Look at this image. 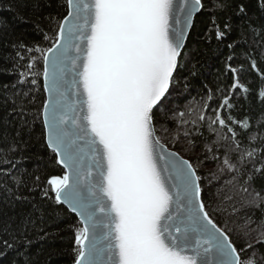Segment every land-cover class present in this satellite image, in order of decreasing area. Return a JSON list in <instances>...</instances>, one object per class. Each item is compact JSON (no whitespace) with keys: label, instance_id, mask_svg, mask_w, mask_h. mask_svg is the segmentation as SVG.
Listing matches in <instances>:
<instances>
[{"label":"snow or ice","instance_id":"snow-or-ice-1","mask_svg":"<svg viewBox=\"0 0 264 264\" xmlns=\"http://www.w3.org/2000/svg\"><path fill=\"white\" fill-rule=\"evenodd\" d=\"M66 3L53 46L39 51L47 93L41 105L45 143L67 171L49 178L46 188L35 175L30 187L25 177L34 174L19 167L26 142L17 130L2 139L0 153L8 167L0 169V189L27 202L23 190L42 187L45 198L79 218L74 264H264V132L249 135L253 143L242 146L241 134L251 131L248 121L239 122L242 133H237L217 115L207 123L209 132L218 124L231 137L209 140L201 131L203 115L188 120L170 106L187 79L182 73L197 74L201 43L224 44L235 31L229 49L251 37L264 57V23L253 22L244 0ZM256 3L264 13V0ZM229 9L231 15H221ZM198 14L209 17L199 38L193 36ZM233 15L243 19L236 24ZM246 55L255 69V58ZM37 63L33 57L27 68ZM18 64L0 71L12 74ZM229 71L231 89L247 98L251 89L239 83L240 70L229 65ZM19 75L18 83H24V73ZM261 81L264 103V75ZM27 97V92L6 96L4 103L13 106L8 115L23 116L26 103H32ZM221 107H233L229 97ZM170 122L174 139L184 138L183 150L195 162L161 143L158 133L173 131ZM258 123L264 128V120ZM16 153L19 158H9ZM29 224L35 221L25 218L15 228L11 223L0 228V260L11 253L9 264H31Z\"/></svg>","mask_w":264,"mask_h":264},{"label":"trees","instance_id":"trees-1","mask_svg":"<svg viewBox=\"0 0 264 264\" xmlns=\"http://www.w3.org/2000/svg\"><path fill=\"white\" fill-rule=\"evenodd\" d=\"M244 2L248 7L249 15L253 17V22L264 23V13L259 11L256 0H244ZM66 14V0H0V69H13L15 62L19 61L12 74L0 71V147H4L2 143L4 134H9L11 139L15 132L20 130L19 139L26 143L23 146L25 159L19 167L34 174L31 178L25 177L29 180L30 187L35 175L40 176L41 185L46 188V181L49 178L64 174V170L55 162V155L45 143L41 116V105L45 100L42 85L43 61L39 50H46L53 46L59 22ZM231 14L232 9H229L227 13L221 15L226 18ZM232 18L236 24L243 19L234 15ZM195 23L193 36L199 38L197 34L203 36L209 26V17L198 14ZM235 37L234 31L224 44H219L213 39L211 42L199 45L201 55L197 74L189 76L186 71L182 73L187 79L182 80L181 88L173 93L170 106L178 112L185 113V118L188 120H197L203 115L205 121L201 122L204 124L201 131L209 140L217 139V135L231 137V132L218 124L213 125L216 132L210 133L207 127L209 119L214 120L217 115H220L237 133H242L239 122L247 120L251 125V131L241 134L243 146L253 143L249 141V135L259 137L264 132V128L258 123L264 120V103H261L259 98L261 76L264 75V57H261V49L252 42L251 37L248 44L237 47L235 51L229 49L227 44L231 43ZM249 45H251L250 49ZM246 52H250V55L255 58L257 62L255 69L251 67V59ZM229 56L233 59L229 60ZM33 57L37 58L38 63L29 70L27 65ZM229 65L240 70L239 83L251 89V94L247 98L241 91L231 89L234 76L229 71ZM37 70L41 75L34 77L33 74ZM21 72L26 77L24 83H18ZM33 78L37 80L35 85L31 83ZM185 83L186 89L183 87ZM5 84L8 85L7 89L4 87ZM14 84L15 88L12 87ZM24 92L28 93L26 99L32 103H26L23 116L17 113L9 116L8 112L13 106L11 103L5 104L4 98ZM225 97L230 98L232 108L221 107ZM229 116L232 117L231 121L228 120ZM168 127L173 131L158 133L161 142L184 158H191L195 162L194 155L190 157L183 150L186 147L184 138L181 136L179 140L174 139L175 125L170 122ZM224 143L227 144L228 141ZM196 152H202V147L197 148ZM19 155L20 153H16L15 157L9 158H19ZM3 156L4 154L0 153V169L8 167L3 163ZM209 167L214 165L209 164ZM42 187H35L32 191L24 189L23 195L29 197L27 202L15 201L12 197H8L3 189H0V228H3L5 223H11L15 228L25 218L35 221L34 225L29 224L28 227V239L32 241V244L28 246L31 264H73L76 255L74 237L76 229L80 226L79 221L65 206L57 205L52 199L45 198ZM49 196L54 197V193H49ZM256 215L259 216V212ZM24 247L23 244L20 245L21 250ZM11 259L13 256L10 253L7 259L0 260V264H9Z\"/></svg>","mask_w":264,"mask_h":264},{"label":"water","instance_id":"water-1","mask_svg":"<svg viewBox=\"0 0 264 264\" xmlns=\"http://www.w3.org/2000/svg\"><path fill=\"white\" fill-rule=\"evenodd\" d=\"M42 85H43V76H42ZM43 90H44V88H43ZM44 94H45V99L47 98V93L44 91ZM41 116H42V114H41ZM44 133H45V130H44ZM162 143V142H161ZM166 146V145H165ZM167 147V146H166ZM168 148V147H167ZM168 150L169 151H171V152H175V153H177V154H179L178 152H176V151H174V150H171L170 148H168ZM180 155V154H179ZM60 166V165H59ZM63 170H64V174H65V172L67 171L66 169H64L62 166H60ZM63 174V175H64ZM62 175V176H63ZM63 206H65L66 208H67V206L66 205H63ZM68 209V208H67ZM68 211L69 212H71L69 209H68ZM72 213V212H71ZM75 217H76V215L74 214V213H72ZM77 219H78V221H79V218L78 217H76ZM74 264V263H73Z\"/></svg>","mask_w":264,"mask_h":264}]
</instances>
